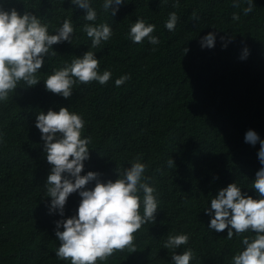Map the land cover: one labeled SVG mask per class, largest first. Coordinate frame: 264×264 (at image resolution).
<instances>
[{
	"label": "trees",
	"instance_id": "trees-1",
	"mask_svg": "<svg viewBox=\"0 0 264 264\" xmlns=\"http://www.w3.org/2000/svg\"><path fill=\"white\" fill-rule=\"evenodd\" d=\"M124 2L111 16L102 11L103 0H90L98 16L88 22L85 11L70 0H0L5 11L33 12L48 25L49 34L65 19L74 27L71 44L53 45L58 54L44 57L37 73L40 82L33 87L21 82L12 99L0 102V264H70L55 256L59 241L54 222L61 217L49 213L45 181L51 166L35 127L37 113L60 107L80 114L82 137H91L90 159L81 175L96 171L102 182L115 180V171L143 154L147 182L158 192L156 222L135 234L137 251L117 252L97 264H171L174 252L188 248L195 257L190 264H231L243 250L242 236L229 240L227 230L208 229L211 217L204 208L233 182L257 198L252 181L262 167L257 153L259 140H264V0H253L248 15L242 11L247 5L234 8L233 0ZM171 12L180 17L175 31L165 28ZM138 18L156 26L152 35L159 38L158 45L147 38L142 44L129 39ZM87 23H107L113 36L92 48L82 30ZM209 32L215 34L214 47L202 48L200 40ZM245 48L248 55L241 59ZM87 51L99 59L101 74L111 71L106 85L77 84L70 99L46 91L43 81L53 70ZM124 74L131 79L116 87L115 80ZM248 130L259 137L255 145L244 140ZM79 201L78 193L69 196L65 218L75 214ZM140 211L142 215V207ZM177 234H187L188 244L164 248L168 237Z\"/></svg>",
	"mask_w": 264,
	"mask_h": 264
},
{
	"label": "clouds",
	"instance_id": "clouds-1",
	"mask_svg": "<svg viewBox=\"0 0 264 264\" xmlns=\"http://www.w3.org/2000/svg\"><path fill=\"white\" fill-rule=\"evenodd\" d=\"M70 2L85 11L86 21L97 20L98 13L90 0ZM242 3L247 5L242 9L244 15L253 11V0H233L232 6L239 8ZM122 4H125L124 0H103L101 9L115 16ZM174 7H178V4ZM192 18L198 19L195 12ZM179 19L176 12L169 13L165 28L175 31ZM232 19L238 21L240 16L233 13ZM155 28L154 24H146L142 18H138L130 26L128 37L134 44H142L147 38L150 44L158 45L159 38L152 35ZM82 30L91 39L92 48L99 47L113 36L112 28L107 23H87ZM73 33L74 27L69 19L62 22L55 34H49L48 25L42 23L33 12L19 14L14 8L9 11L0 9V102L7 103L12 99L21 82L26 87L36 86L40 82L37 73L44 66V57L58 54L53 50V45L63 42L71 44ZM214 42L215 34L212 32L200 40L202 48H212ZM187 52L185 48L184 54ZM247 55L245 48L241 59ZM99 67L100 61L95 53L87 51L70 64L65 63L63 67L53 70L43 81L45 89L70 99L77 84L88 85L95 81L106 85L112 73L105 70L101 74ZM130 79L129 74L121 75L115 80V86L120 87ZM35 127L40 132L43 153L51 166L45 181L47 197L50 198L49 213L56 211L61 217L54 222L55 237L59 241L56 258L70 264H97L98 261H107L117 252H136L135 234L143 225L156 222L159 205L157 189L149 185L147 181L150 177L145 176L148 166L141 162L143 154H137L130 167L115 171V180L102 182L99 172L88 171L81 175L84 162L90 159L88 145L91 137H82L85 121L80 114L70 112L68 107H60L58 111L49 109L46 113L40 111L36 114ZM2 137L3 133H0V142ZM244 140L255 145L259 137L248 130ZM259 143L257 156L262 167L252 181L257 198L242 192L241 187L233 182L220 189L210 200V207L204 208L205 215L211 217L209 230H227L229 240L234 235L243 237V250L233 255L231 264H264V140H259ZM167 163L169 168L175 166L171 158ZM92 182H95L94 187L88 188ZM73 193H78L80 201L75 214L65 218V205ZM247 232L254 233V236L244 235ZM188 242L187 234L170 235L163 247L175 250ZM194 258L192 249L188 248L181 254L174 252L171 264H190Z\"/></svg>",
	"mask_w": 264,
	"mask_h": 264
}]
</instances>
